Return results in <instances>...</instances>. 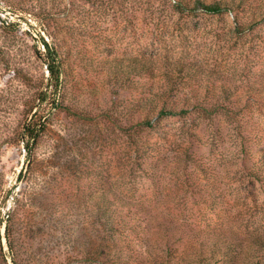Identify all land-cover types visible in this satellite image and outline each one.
<instances>
[{
  "label": "rangeland",
  "instance_id": "374dc122",
  "mask_svg": "<svg viewBox=\"0 0 264 264\" xmlns=\"http://www.w3.org/2000/svg\"><path fill=\"white\" fill-rule=\"evenodd\" d=\"M1 1L13 23L0 25V221L10 215L16 241L55 245L57 264L69 256L100 264L119 259L129 238L99 208L166 212L182 231L188 221L204 226L207 211L196 196L208 191L210 172L196 169L194 157L232 196L228 225L254 228L253 200L264 204V185L250 176L257 159L264 162L261 6L244 0L236 12L187 16L173 0ZM45 39L64 85L28 159L19 137L30 102L49 85L39 49ZM133 57L151 58L163 72L178 61L183 72L170 79L154 72L142 87L129 72ZM193 106L201 109L192 115L195 128L178 116ZM145 119L153 130L142 131ZM146 149L152 166L141 163ZM145 244L130 240L132 264H156Z\"/></svg>",
  "mask_w": 264,
  "mask_h": 264
},
{
  "label": "trees",
  "instance_id": "16d2710c",
  "mask_svg": "<svg viewBox=\"0 0 264 264\" xmlns=\"http://www.w3.org/2000/svg\"><path fill=\"white\" fill-rule=\"evenodd\" d=\"M260 1L253 0L251 6L256 8L261 6L264 14V4H260ZM173 2L178 13L191 16L198 13L218 15L225 12H236L239 8L236 4H242L244 0H239L238 3H236V0H213L210 3L203 0H173ZM237 14L235 20H237ZM42 43L45 47V70L50 81L48 86L44 89L41 88L40 93L33 102H30L29 119L23 124L20 131L19 141H21L26 152L25 157L28 159L36 145L39 130L47 123L52 110H56L57 92L64 85L61 80V64L56 60V49L45 41ZM129 63V72L143 79L142 87L147 83L145 80L150 79L154 72H159L163 74V77L170 79L174 72L178 74L183 72L184 67L183 63L175 61L173 65L169 64L171 67L164 71V74L159 69L158 62L148 57H140L138 60L133 57ZM187 101L183 100L184 104H187ZM45 103L49 104L50 109L45 110L42 108ZM200 110L197 106L187 107L181 109L178 116L190 119V126L193 125V128H195L192 115ZM159 114L162 116L174 113L160 110ZM197 114L202 116L200 113ZM140 126L143 132L155 128L150 119H145L140 123ZM141 156L142 165H150L156 160L153 150L147 151L146 149ZM243 157L248 159L251 155L248 156V153H244ZM191 162L199 171L205 172L204 170H208L210 172V176L206 179L208 191L196 196L204 206L205 211H207L204 214L205 216H202L205 218V222L207 221L204 226L196 221H188L189 225H187L186 231H182L180 229H184L185 226L175 221L174 216L170 217V214L166 212L155 214L143 207L140 209H127L124 213H118L114 211L115 209L99 208L97 214H109L111 221L115 222V228L123 234V237L130 240L132 238H143V241H146L145 252L148 258H155L156 264H264V204L261 205L258 201L253 200L255 202L253 209L256 211L255 221L257 223L254 224V228H247L242 232L229 226L228 223L235 217L231 201L232 196L220 187V182L218 178L216 179V175L209 164L207 166L196 157L192 158ZM156 164L157 162L153 166ZM253 165L250 168V176L254 182L264 185V162L262 163L261 159L258 158L257 163ZM101 201L102 199L99 200V202ZM209 214L213 216L211 222H208L211 219L208 216ZM4 217L7 219L0 221V264H57L54 263L55 245L43 247L44 245L41 244V247H35L29 243L16 241L13 238L12 228L8 225L10 215L6 213ZM258 218L261 221L260 223L257 222ZM3 223L6 224L2 234L1 226ZM2 237L5 239L8 255L4 250L5 246L1 242ZM129 239H125L127 244L125 243V248L122 247L119 259L116 260L115 258V260L110 261L109 256H107L106 261H99V263L132 264L130 254H133V250L130 249ZM123 254L126 257H123ZM65 264H76V259L69 256L66 258Z\"/></svg>",
  "mask_w": 264,
  "mask_h": 264
},
{
  "label": "built area",
  "instance_id": "2783aa9c",
  "mask_svg": "<svg viewBox=\"0 0 264 264\" xmlns=\"http://www.w3.org/2000/svg\"><path fill=\"white\" fill-rule=\"evenodd\" d=\"M2 10H5V8H4L3 2L0 0V25L9 26V24L13 23L11 14L9 12L2 13ZM9 19H11L12 21H10ZM45 42L48 43L47 39H45ZM39 49L42 53L45 52V47H44V44L42 42L39 44ZM4 214H5V212H4Z\"/></svg>",
  "mask_w": 264,
  "mask_h": 264
}]
</instances>
